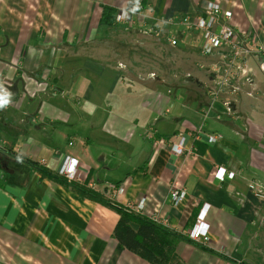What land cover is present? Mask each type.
<instances>
[{"label":"crops","instance_id":"1","mask_svg":"<svg viewBox=\"0 0 264 264\" xmlns=\"http://www.w3.org/2000/svg\"><path fill=\"white\" fill-rule=\"evenodd\" d=\"M138 1L0 0V264H149L112 237L113 210L43 176L67 157L77 184L124 207L144 199L142 215L181 235L206 211L207 244L176 245L184 264H264V199L255 193L264 191L263 75L250 63L251 83L238 79L239 93L219 100L231 112L219 102L212 109L206 66L215 59L200 55L199 33L182 23L212 0H141L125 27L176 39L194 61L179 80L134 78L117 60L125 46L105 42L125 27L101 19L103 7L117 14ZM219 3L240 32L264 26V0ZM151 132L183 134L194 154L173 155ZM206 135L221 139L209 145ZM217 168L234 178L219 181ZM177 187L187 197L175 207Z\"/></svg>","mask_w":264,"mask_h":264},{"label":"built area","instance_id":"2","mask_svg":"<svg viewBox=\"0 0 264 264\" xmlns=\"http://www.w3.org/2000/svg\"><path fill=\"white\" fill-rule=\"evenodd\" d=\"M142 9L141 0L136 3L132 11H119L114 22L121 26L135 25L136 16ZM232 12L229 9H222L219 0H212L206 3L202 12L196 18L185 17L182 23L187 27V31L199 33V53L205 58H214L215 62L207 65L206 71L214 75L213 88L210 90L212 106L218 103L221 95L231 90L232 94L237 95L239 89L233 85L238 79H244L246 84L251 83L250 74L252 69L250 63H254L264 78V26L253 34L240 32L231 25ZM171 46H177L176 39H169ZM204 68V66H203ZM226 113L231 112L229 101L221 102ZM151 140L155 145L167 144L170 152L177 156H189L194 154L192 149L187 148V137L183 134L174 135L168 140H164L151 132ZM200 135H196L195 140ZM209 145L221 139L220 135H206ZM74 160L67 157L58 174L73 180L77 177V165ZM234 173H227L225 169L217 168L215 177L219 181L225 178L233 179ZM115 195H121L123 189L118 188L113 191ZM257 196L264 199V191L255 192ZM173 206H179L186 200L187 193L184 189L177 187L170 192ZM144 208V199L137 206L133 207L136 212H141ZM207 212L200 210L196 217L195 224L186 233V236L194 243L205 245L209 241V226L206 223Z\"/></svg>","mask_w":264,"mask_h":264},{"label":"trees","instance_id":"3","mask_svg":"<svg viewBox=\"0 0 264 264\" xmlns=\"http://www.w3.org/2000/svg\"><path fill=\"white\" fill-rule=\"evenodd\" d=\"M116 13L110 7H103L101 25L113 26ZM172 65V63H170ZM168 69V66H166ZM43 176L49 177L57 184L70 189L80 199L96 202L113 210L118 215V221L112 232L121 248L138 256L149 264H184L176 252L178 241L192 243L186 236L173 231L167 225L136 212L131 207H124L112 199L95 193L84 185L59 175H53L41 170Z\"/></svg>","mask_w":264,"mask_h":264},{"label":"rangeland","instance_id":"4","mask_svg":"<svg viewBox=\"0 0 264 264\" xmlns=\"http://www.w3.org/2000/svg\"><path fill=\"white\" fill-rule=\"evenodd\" d=\"M105 42H109L111 45H120L121 43L125 46L122 47L121 51L118 53L117 60L121 61L120 64L125 67L124 71H130L134 74V78L155 76L167 81L173 79L179 80L188 72L184 64L187 62L186 64L188 65V62L194 61L192 59V53H185L184 55L177 46L168 44L169 41L167 43L164 40H159V38L153 35L131 32L126 27L119 28V30L115 34H112L109 40ZM170 63H172V65ZM176 63L179 65H175ZM168 65L170 68L166 69ZM198 74L200 75V73Z\"/></svg>","mask_w":264,"mask_h":264},{"label":"clouds","instance_id":"5","mask_svg":"<svg viewBox=\"0 0 264 264\" xmlns=\"http://www.w3.org/2000/svg\"><path fill=\"white\" fill-rule=\"evenodd\" d=\"M6 103H7L6 99L0 98V107H3V105Z\"/></svg>","mask_w":264,"mask_h":264}]
</instances>
